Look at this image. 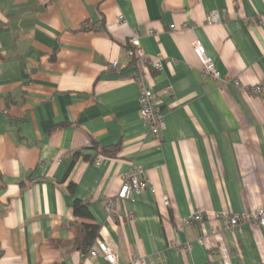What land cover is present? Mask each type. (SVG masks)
<instances>
[{
	"label": "crops",
	"instance_id": "crops-1",
	"mask_svg": "<svg viewBox=\"0 0 264 264\" xmlns=\"http://www.w3.org/2000/svg\"><path fill=\"white\" fill-rule=\"evenodd\" d=\"M134 31L146 60L129 55ZM195 39L229 83L202 71ZM139 74L165 112L158 137L140 116ZM255 83L264 0H0V264H108L89 254L103 237L119 264H264L263 227L208 235L213 212L264 204ZM94 143L120 150L108 157ZM135 167L155 191L117 199ZM76 200L90 216H75ZM199 211L203 223L190 218ZM82 223L100 227L86 251Z\"/></svg>",
	"mask_w": 264,
	"mask_h": 264
},
{
	"label": "built area",
	"instance_id": "built-area-1",
	"mask_svg": "<svg viewBox=\"0 0 264 264\" xmlns=\"http://www.w3.org/2000/svg\"><path fill=\"white\" fill-rule=\"evenodd\" d=\"M120 21H124V16L120 15ZM219 15L216 11L211 13L209 16V21L214 22L218 21ZM172 29H177L176 25L171 26ZM141 37L137 31H134L130 36L129 46L130 52L129 55L135 56L137 60H146L147 54L142 47L141 44ZM193 52L196 58L199 60L202 71L205 72L206 75H209L215 80H222V82L229 83L230 77L227 75H223V73L218 69L217 63L210 56L207 51L206 46L202 44V42L198 39L193 40L192 42ZM151 63L153 67L157 71H161L163 69V60L162 56L158 55L155 58H152ZM113 67L118 66L117 61H113ZM136 83L139 86V110L140 116L144 122L147 123L149 126V132L154 136L158 137L161 131L166 126L165 121V112L160 107V103L155 96L152 88L146 83V80L142 74H139L135 77ZM233 84L235 87L242 88L249 86L240 83L237 79L233 80ZM252 93L262 94L264 93V86L261 83H255L254 85L250 86ZM122 186L117 193V199L120 200H130L136 201L137 195L141 194L148 189L152 192L155 191L153 184L151 183L149 177L147 176L146 171H144L140 167H135L124 174L122 182ZM165 204L169 205L170 201L168 198L165 199ZM115 199H112L107 202V209L110 212L115 211ZM212 217L215 220V225L211 227L210 232L208 235H216L220 231L228 230V231H235L236 229H242L243 225L248 224H255L258 227L264 228V204L260 205L259 208L254 210H247L244 212H231L222 210L221 212H213ZM195 223H203L206 218V214L202 211L195 213L190 217ZM205 235L199 237L198 242L203 243ZM191 247V245H187ZM89 254L92 256H97L98 254H103L104 258H106L108 264H119L118 258L113 250V248L109 245L108 241L103 237L97 241L95 246L90 248ZM132 264H148L147 257L139 256L135 257L132 260Z\"/></svg>",
	"mask_w": 264,
	"mask_h": 264
},
{
	"label": "trees",
	"instance_id": "trees-1",
	"mask_svg": "<svg viewBox=\"0 0 264 264\" xmlns=\"http://www.w3.org/2000/svg\"><path fill=\"white\" fill-rule=\"evenodd\" d=\"M136 57H132V62H136ZM119 146H110V147H102L99 146L98 144L94 143L92 144V148L96 149L101 153L102 155L105 156H116L119 153L120 148ZM70 189H74L73 185H70ZM73 211L75 216H80V217H88L91 215L89 206L86 202H83L81 200H76L74 205H73ZM99 230L100 227L97 224L93 223H82L79 227V233H78V242H80L81 247L85 249V251L88 249V246L96 240V238L99 237Z\"/></svg>",
	"mask_w": 264,
	"mask_h": 264
}]
</instances>
